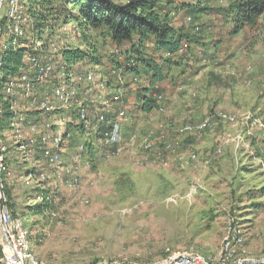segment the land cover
Wrapping results in <instances>:
<instances>
[{"label":"rangeland","instance_id":"374dc122","mask_svg":"<svg viewBox=\"0 0 264 264\" xmlns=\"http://www.w3.org/2000/svg\"><path fill=\"white\" fill-rule=\"evenodd\" d=\"M10 1H1L0 20L5 25L20 10L28 38L44 47L53 41L60 50L67 46L84 51L89 44V53L95 52L96 59L100 60V53L104 56L107 74L109 57L119 50L115 53L105 40L95 38L97 33L82 37L61 20L51 38L45 37L47 33L37 38L30 30L27 1L17 0V8L7 16ZM110 1L121 6L128 0ZM169 1L166 13L170 18L173 12L178 29H183L184 20L180 8L199 11L196 20L186 21L198 27L193 34L202 37L205 47L193 48V58L186 59L187 67L176 72L166 93L155 94L162 97L155 96L157 107L150 113L134 106L143 80L120 72L113 75L118 84L114 88L123 87V99L133 103L127 101L128 109L123 99L118 104V96L108 86L89 95L91 110L110 113L114 118L107 124L109 130L122 135L116 145H88L84 152L106 150L103 157L90 164L86 156L77 157L78 163L69 164L82 134L75 113L63 109L66 119L59 111L56 120H65L69 134V149L61 160L68 164L66 171L54 182L24 184L32 174H50V178L52 169L43 161L24 163L9 148L13 133L5 126L0 131V211L2 207L7 211L9 223L23 224L30 250L46 264H159L178 253L199 255L208 264L264 263V16L255 27L232 36L221 12L229 0ZM184 3L189 6H181ZM0 33L2 45L9 36L1 27ZM93 65L86 59L65 71L69 76L97 72L106 77L102 67ZM118 110L125 112V118L116 125ZM220 112L234 116V123L216 121H222L216 117ZM31 113L27 115L33 117ZM69 113L75 118L72 125ZM205 120L210 122L203 131L186 129ZM255 120L260 125H253ZM35 192L50 198L39 203ZM6 238L0 214L1 248L7 246ZM225 242L231 248L223 255Z\"/></svg>","mask_w":264,"mask_h":264},{"label":"trees","instance_id":"16d2710c","mask_svg":"<svg viewBox=\"0 0 264 264\" xmlns=\"http://www.w3.org/2000/svg\"><path fill=\"white\" fill-rule=\"evenodd\" d=\"M26 1V14L29 16L35 37L40 38L41 35L47 33L45 37L51 38L54 25L61 20H66L65 22L67 24L73 26L72 30L79 31V34L82 33V37H85L84 35L87 32L97 33L95 38L101 39L102 41L105 40L108 46L113 47L115 53L119 50L115 55L116 57L114 55L109 57L110 69L107 70V74L106 67L103 66L104 56L100 53V55L98 54L99 56L97 55L100 60L96 59L97 57L93 54L95 52L89 53L90 49L87 42L85 43L87 44L86 46L84 44V51L79 48H68L64 46L57 56L60 58L58 60L64 63L63 68L67 71L75 63L91 59L97 68L102 67L103 74L106 75V77L104 75L102 76L106 87L108 86L112 91L111 93L116 96H118V93L114 87H117L118 84L117 80H114L113 75H117V72L131 76L137 80L142 79L144 84L139 88L138 108L143 113H150L157 107L154 96L156 93L160 94L162 89L156 86V84L165 81H169L172 84L175 76L178 75L176 72L184 68V66L187 67L185 65L186 59L193 58L191 54L194 51L193 48L195 46L205 47L200 35H189L183 29H176L171 25L166 13L167 3H170L169 0H165V5L163 4L164 0H128L121 6L115 5L110 0ZM182 5L184 6L185 4ZM189 9L180 8V10ZM191 9L194 13H199L195 8ZM221 12L223 13L225 23L230 25L229 34L233 36L240 33L245 27L253 28L258 24V21L264 16V0H229ZM51 21L53 23L50 25ZM0 27L1 29L5 27L4 19L0 20ZM22 43L21 41L18 45ZM184 45L187 47L184 48ZM98 50L94 48V51L99 53ZM25 51L26 49L24 48H13L9 44L6 50L2 52L1 68L4 77L19 72L22 67V57ZM205 53L208 54L207 52ZM111 54L114 53L112 52ZM87 56L89 57L87 58ZM117 56L119 58L121 57V62H119ZM56 70L59 71L60 67L58 66ZM81 72L80 70H76V73ZM108 74L112 75L109 77ZM70 77L68 76V78ZM1 84L2 82L0 83V87ZM1 99L0 109L3 120L4 118L5 120H0V131H2L3 126H6L5 122L9 115L7 112V104ZM60 116L61 118H65L63 112H61ZM67 117L69 125H72V122L75 120L74 116L72 113H69ZM65 126L66 124L62 130L61 146L69 149V134ZM79 130L81 131L82 137L80 142L76 143L74 148H72L75 151L74 156H77V153H81L79 155L80 158L86 156L88 164L96 161L97 157L98 159L101 156L103 157L106 150L100 153L98 149H90L88 153L84 154L88 150V145L93 146L95 143L88 139L90 137L80 125ZM54 131H56V128ZM85 137L87 139H84ZM79 147H81L82 151L78 149ZM35 159H40L37 147L35 148ZM33 175L36 176L35 174ZM48 195L50 197V194ZM1 259L2 248L0 246V262H2Z\"/></svg>","mask_w":264,"mask_h":264},{"label":"bare ground","instance_id":"6f19581e","mask_svg":"<svg viewBox=\"0 0 264 264\" xmlns=\"http://www.w3.org/2000/svg\"><path fill=\"white\" fill-rule=\"evenodd\" d=\"M16 1H10L7 16L17 8ZM21 13L18 10L16 16H14V21L10 20V23H7L4 27L9 37L8 39L6 38L8 41L0 46V81L5 79L0 87V98H2L1 100L7 106L9 105L7 111L9 115L5 122L7 131L13 133V136L11 135L13 137L11 144L13 145L9 146V148L13 147V150L17 153L20 160H23L26 164L31 165L43 161L47 163V168L52 169L53 176L50 178H48L50 174L39 176L32 174L24 182V184H27L30 181L31 184L39 186L48 181H57L59 175L66 171L65 166L68 165H63L61 162L63 151L66 150L65 147L63 148L61 146L62 130L64 129L63 121L65 120H56V112L70 108L75 113L81 128L85 130L89 137L93 136L92 142L95 144L102 146L116 145L120 139L122 140V135L120 133L117 135L109 130L110 128L108 127L110 126H107V124L114 118L111 117L110 113L107 114L103 111L91 110L92 101L88 98L89 95L97 92L99 88L105 89L106 87L102 75L97 72H95L96 75L91 72H85L79 75L71 74L72 76L68 79L69 75H67V72L63 68L64 63L56 60L58 53L61 51L60 48L53 41H49L48 46L44 47L39 42L28 38L26 30H22L26 19L22 17ZM195 28L198 30L197 27ZM30 30H32V27ZM18 41H22L23 43L21 45H13L11 43ZM8 43L13 48H24L26 51L22 57V67L19 72L4 77L1 68L2 52L9 46ZM54 54H56L54 56L55 58L53 57ZM58 66L60 70H56V74L55 69H58ZM28 111L34 114L33 117L27 115ZM118 111L119 113L115 117L116 125L125 118V112L122 110ZM93 112L94 114L91 117L90 114ZM41 116H44L43 123L39 122ZM216 117L222 120H216L220 123L229 124L235 121L234 116L221 112ZM90 119L92 120L90 121ZM0 120H3L2 114H0ZM209 122L210 120H205L201 124L186 127V129L188 132H192L193 130L203 131ZM255 124L260 125L258 120L253 122V125ZM50 127H56V131H50ZM36 147L40 156L38 160L35 159ZM78 149L82 151L81 147ZM80 154L77 153V156L72 157V161L69 164L78 163L79 160L77 161L76 158H80ZM2 160L3 157H0V162ZM74 181L75 179H72L73 183ZM49 198V195H46L44 192H35L34 199H37L39 203H46ZM7 224L10 227L13 226L10 229V233L14 232V234L11 235L10 242L18 248L16 249V260H18V264H30V262L32 264H46L36 259L30 250V244L26 242L28 231L23 227V224L19 220L9 223L8 219ZM5 243L7 246L2 248L3 256H6V252L9 249L7 238L5 239ZM228 243H224L221 253L225 254L229 251L231 245ZM226 245L227 249L224 250V246ZM200 257L193 253H178L169 260L159 262V264H166L182 258H187L191 261L197 260L200 263L208 264L206 260L203 261ZM1 263H4L3 259Z\"/></svg>","mask_w":264,"mask_h":264},{"label":"built area","instance_id":"2783aa9c","mask_svg":"<svg viewBox=\"0 0 264 264\" xmlns=\"http://www.w3.org/2000/svg\"><path fill=\"white\" fill-rule=\"evenodd\" d=\"M1 1L0 0V7H1ZM0 46H1V43H0ZM123 88V87H122ZM122 88H116V92L118 93V104L120 105V99H122L123 97V93H122ZM157 96V95H155ZM154 96V99L157 97H162L161 95H158L157 97ZM0 201H1V196H0ZM0 214H1V218H2V224H3V236H8V243H9V249H8V252H6V256H3V261L4 263H1V264H18V260H16V249H18L16 247L15 244H12V242H10V229L13 228V226H8L7 224V211L3 209L2 207V210L0 211ZM230 244V243H228ZM227 249V245L224 246V250ZM224 255V253H223ZM222 264V262H220ZM240 263H245V260L243 262H237V264H240ZM30 264H32L30 262ZM168 264H203V263H200L199 261H191L187 258H182V259H179L177 261H171V262H168ZM264 264V263H263Z\"/></svg>","mask_w":264,"mask_h":264},{"label":"crops","instance_id":"0c3cea01","mask_svg":"<svg viewBox=\"0 0 264 264\" xmlns=\"http://www.w3.org/2000/svg\"><path fill=\"white\" fill-rule=\"evenodd\" d=\"M185 4V3H184ZM186 5V4H185ZM189 6V5H188ZM174 11H178V10H174ZM179 13H181V14H184V20H183V25H182V27H183V31L184 32H186V33H188L189 35L190 34H193V32L196 30V28L192 25V21L191 22H189V23H187V21H186V19L187 20H191L192 18H193V20H196L197 18H198V15H196V13H194L193 12V10L190 8L189 10H179L178 11ZM173 15V12L171 13V15H170V22H171V25L174 27V28H176V29H178V28H180V27H178L177 26V23L175 22L176 20L173 18V17H171ZM201 16V15H200ZM197 29H198V27H197ZM187 46L186 45H184V48H186ZM180 54V53H179ZM171 84H170V82L169 81H165V82H162V83H159V84H156V86H158L160 89H162V91H164V93H166L165 92V89H167L169 86H170ZM123 92V91H122ZM126 93H128V92H126ZM139 96H140V92H139V89H137V91H136V94H135V97H136V100H134L135 102H134V106H135V108H136V110H137V108H138V104H139ZM126 97V96H125ZM122 99H123V97H122ZM126 100V99H125ZM124 99H123V101L125 102V108L126 109H128L129 108V106H128V104H127V101L129 102V105L130 104H133V103H130V100L129 99H127V101H125ZM128 106V107H127ZM138 110H139V108H138ZM127 111V110H126ZM140 112H142L141 110H140ZM143 113V112H142ZM127 114H129V111H127ZM123 133H125V134H127L128 133V131L127 130H124V132ZM65 158V157H64ZM191 158H194V156L193 157H191ZM195 159H197L196 157H195ZM66 160V159H65ZM191 160H193V159H191ZM192 162V161H191ZM23 173V172H22Z\"/></svg>","mask_w":264,"mask_h":264},{"label":"water","instance_id":"95a60500","mask_svg":"<svg viewBox=\"0 0 264 264\" xmlns=\"http://www.w3.org/2000/svg\"><path fill=\"white\" fill-rule=\"evenodd\" d=\"M247 263H254V264H258V262L257 261H249V262H245V264H247Z\"/></svg>","mask_w":264,"mask_h":264}]
</instances>
